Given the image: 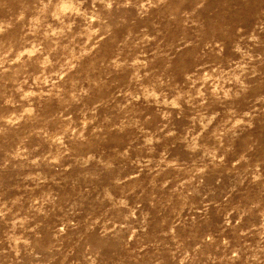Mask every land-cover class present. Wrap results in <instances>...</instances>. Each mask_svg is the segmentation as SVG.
<instances>
[{
	"label": "clouds",
	"instance_id": "1",
	"mask_svg": "<svg viewBox=\"0 0 264 264\" xmlns=\"http://www.w3.org/2000/svg\"><path fill=\"white\" fill-rule=\"evenodd\" d=\"M258 124L264 0H0V264H264Z\"/></svg>",
	"mask_w": 264,
	"mask_h": 264
},
{
	"label": "rangeland",
	"instance_id": "2",
	"mask_svg": "<svg viewBox=\"0 0 264 264\" xmlns=\"http://www.w3.org/2000/svg\"><path fill=\"white\" fill-rule=\"evenodd\" d=\"M227 2L229 6L235 4L239 5L241 3V0H212L213 6H217L219 3ZM177 126L179 127L183 122L177 121ZM251 135L259 139V141L264 144V125L258 124L256 128L251 130ZM180 146H177V149L174 151H179ZM215 179V177H210L209 182H212ZM225 182H227V178H225Z\"/></svg>",
	"mask_w": 264,
	"mask_h": 264
}]
</instances>
